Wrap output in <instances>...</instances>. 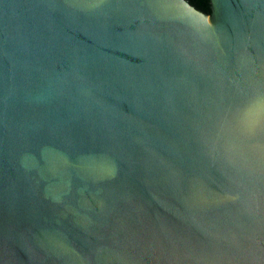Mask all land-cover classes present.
I'll return each instance as SVG.
<instances>
[{
  "label": "water",
  "instance_id": "water-1",
  "mask_svg": "<svg viewBox=\"0 0 264 264\" xmlns=\"http://www.w3.org/2000/svg\"><path fill=\"white\" fill-rule=\"evenodd\" d=\"M0 0V264H264V0Z\"/></svg>",
  "mask_w": 264,
  "mask_h": 264
},
{
  "label": "trees",
  "instance_id": "trees-1",
  "mask_svg": "<svg viewBox=\"0 0 264 264\" xmlns=\"http://www.w3.org/2000/svg\"><path fill=\"white\" fill-rule=\"evenodd\" d=\"M188 3L202 13L209 14L208 0H187Z\"/></svg>",
  "mask_w": 264,
  "mask_h": 264
}]
</instances>
